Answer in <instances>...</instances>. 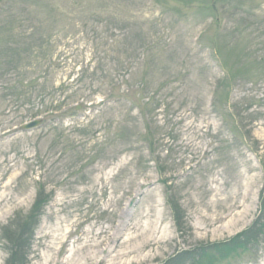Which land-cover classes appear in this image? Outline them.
<instances>
[{
  "label": "rangeland",
  "instance_id": "374dc122",
  "mask_svg": "<svg viewBox=\"0 0 264 264\" xmlns=\"http://www.w3.org/2000/svg\"><path fill=\"white\" fill-rule=\"evenodd\" d=\"M263 196L264 0H0V264H264Z\"/></svg>",
  "mask_w": 264,
  "mask_h": 264
},
{
  "label": "trees",
  "instance_id": "16d2710c",
  "mask_svg": "<svg viewBox=\"0 0 264 264\" xmlns=\"http://www.w3.org/2000/svg\"><path fill=\"white\" fill-rule=\"evenodd\" d=\"M32 36H34V35H31V36H29L30 38L32 37ZM37 36H35V38H36ZM29 40H27V42H28ZM22 42H24L23 40H22ZM262 200V204L264 205V196H263V199H261ZM256 236H257V234H256ZM258 237V236H257ZM260 237V236H259ZM250 239V238H249ZM249 239L248 240H245V241H249ZM251 240V239H250ZM238 241H240V239L238 238V236H235V237H233V238H231L228 242H224V243H220V244H218L217 246H221V245H223V244H229L230 246H232L231 247V250L233 249V246L234 245H237V243H238ZM244 241V242H245ZM187 253V251H185L184 252V254H181V255H178L177 257H178V260H181V261H183V260H185L184 259V255ZM197 253L198 252H195L194 254H193V256H194V258L193 259H196L198 256H200L202 253H199V255H197ZM177 257H174V258H177ZM200 258H202V257H199V259ZM170 262H171V260H170ZM180 264H183V263H180Z\"/></svg>",
  "mask_w": 264,
  "mask_h": 264
},
{
  "label": "water",
  "instance_id": "95a60500",
  "mask_svg": "<svg viewBox=\"0 0 264 264\" xmlns=\"http://www.w3.org/2000/svg\"><path fill=\"white\" fill-rule=\"evenodd\" d=\"M39 122H40L39 120L32 121L30 123L25 124L24 128L30 129V128L36 127L39 124Z\"/></svg>",
  "mask_w": 264,
  "mask_h": 264
},
{
  "label": "bare ground",
  "instance_id": "6f19581e",
  "mask_svg": "<svg viewBox=\"0 0 264 264\" xmlns=\"http://www.w3.org/2000/svg\"><path fill=\"white\" fill-rule=\"evenodd\" d=\"M105 248L104 249H102V251H101V253H105ZM58 264H62L60 261H58Z\"/></svg>",
  "mask_w": 264,
  "mask_h": 264
}]
</instances>
